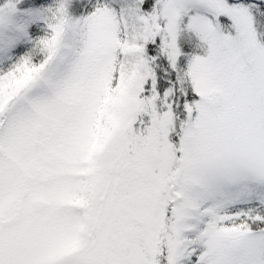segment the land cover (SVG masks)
<instances>
[{
    "label": "snow or ice",
    "instance_id": "snow-or-ice-1",
    "mask_svg": "<svg viewBox=\"0 0 264 264\" xmlns=\"http://www.w3.org/2000/svg\"><path fill=\"white\" fill-rule=\"evenodd\" d=\"M0 264H264V0H0Z\"/></svg>",
    "mask_w": 264,
    "mask_h": 264
}]
</instances>
